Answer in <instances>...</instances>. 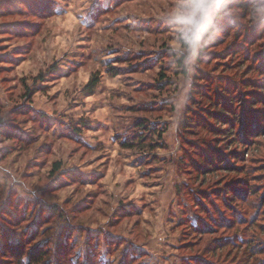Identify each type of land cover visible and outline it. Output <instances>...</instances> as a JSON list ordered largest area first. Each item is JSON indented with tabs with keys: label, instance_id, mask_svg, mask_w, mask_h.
I'll use <instances>...</instances> for the list:
<instances>
[{
	"label": "rangeland",
	"instance_id": "1",
	"mask_svg": "<svg viewBox=\"0 0 264 264\" xmlns=\"http://www.w3.org/2000/svg\"><path fill=\"white\" fill-rule=\"evenodd\" d=\"M182 2L0 0V264H264V20Z\"/></svg>",
	"mask_w": 264,
	"mask_h": 264
},
{
	"label": "clouds",
	"instance_id": "2",
	"mask_svg": "<svg viewBox=\"0 0 264 264\" xmlns=\"http://www.w3.org/2000/svg\"><path fill=\"white\" fill-rule=\"evenodd\" d=\"M253 14L264 20V0H253ZM224 8L222 0H192L190 4L181 3L171 16L179 26L183 45L189 54V63H194L206 33L219 11Z\"/></svg>",
	"mask_w": 264,
	"mask_h": 264
},
{
	"label": "trees",
	"instance_id": "3",
	"mask_svg": "<svg viewBox=\"0 0 264 264\" xmlns=\"http://www.w3.org/2000/svg\"><path fill=\"white\" fill-rule=\"evenodd\" d=\"M227 1H228V0H223V1H222V2H223V5H224L225 3H227ZM261 79L264 80V75H263V78H261ZM96 84H97V81H94V79H92V80L90 81V84H89L88 86L90 87L91 90H93V88L96 87ZM262 85L264 86V83H263ZM262 85H261V86H262ZM88 86H87V87H88ZM257 96H258V95H257ZM221 111H222V112H221L222 114H221L220 116L223 117V114H225L226 111H225L224 109H222ZM159 136H160V134H159ZM210 160H211V159L208 158V157H206V159H205V161H208V163L211 162ZM203 166H204V165H203ZM204 168H205V167H204Z\"/></svg>",
	"mask_w": 264,
	"mask_h": 264
}]
</instances>
